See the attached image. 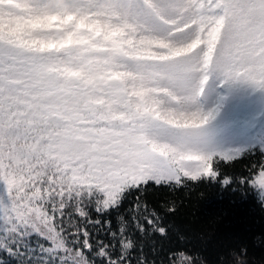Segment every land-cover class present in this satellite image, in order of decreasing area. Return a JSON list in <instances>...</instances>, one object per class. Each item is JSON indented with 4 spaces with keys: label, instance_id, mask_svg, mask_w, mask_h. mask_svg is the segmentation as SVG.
I'll list each match as a JSON object with an SVG mask.
<instances>
[{
    "label": "snow or ice",
    "instance_id": "1",
    "mask_svg": "<svg viewBox=\"0 0 264 264\" xmlns=\"http://www.w3.org/2000/svg\"><path fill=\"white\" fill-rule=\"evenodd\" d=\"M212 71L264 87V0H0V252L210 264L193 249L161 255L152 237L172 226L142 197L237 158L191 146L212 113L185 106ZM250 172L242 182L264 188V159ZM231 256L247 264L245 247Z\"/></svg>",
    "mask_w": 264,
    "mask_h": 264
},
{
    "label": "trees",
    "instance_id": "2",
    "mask_svg": "<svg viewBox=\"0 0 264 264\" xmlns=\"http://www.w3.org/2000/svg\"><path fill=\"white\" fill-rule=\"evenodd\" d=\"M262 159L264 150L255 147L233 162H214L213 169L220 170L216 178L198 182L185 178L186 186L172 189L149 182L142 199L172 226L167 239L152 237L163 245L161 255L169 249H193L203 253L210 264H231L232 251L245 247L247 264H264V201L251 181L241 180ZM225 177H231L228 183ZM161 205L175 211L167 212Z\"/></svg>",
    "mask_w": 264,
    "mask_h": 264
},
{
    "label": "rangeland",
    "instance_id": "3",
    "mask_svg": "<svg viewBox=\"0 0 264 264\" xmlns=\"http://www.w3.org/2000/svg\"><path fill=\"white\" fill-rule=\"evenodd\" d=\"M209 75L203 94L195 104L185 106L187 110L212 113L206 124L190 134L191 146L205 153H231L236 157L255 147L264 150V87L228 79L218 71ZM158 138L171 142L170 137ZM253 185L264 201V188ZM0 256L3 264H19L17 258L4 252Z\"/></svg>",
    "mask_w": 264,
    "mask_h": 264
}]
</instances>
